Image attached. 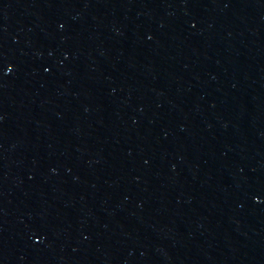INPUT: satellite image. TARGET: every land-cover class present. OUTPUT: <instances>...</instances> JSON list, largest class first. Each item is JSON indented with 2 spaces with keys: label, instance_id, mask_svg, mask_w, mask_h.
I'll use <instances>...</instances> for the list:
<instances>
[{
  "label": "water",
  "instance_id": "obj_1",
  "mask_svg": "<svg viewBox=\"0 0 264 264\" xmlns=\"http://www.w3.org/2000/svg\"><path fill=\"white\" fill-rule=\"evenodd\" d=\"M0 264H264V0H0Z\"/></svg>",
  "mask_w": 264,
  "mask_h": 264
}]
</instances>
